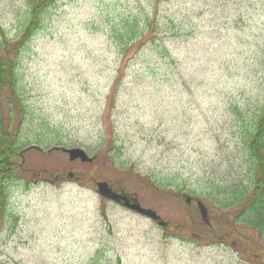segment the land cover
Returning <instances> with one entry per match:
<instances>
[{"label":"rangeland","instance_id":"obj_1","mask_svg":"<svg viewBox=\"0 0 264 264\" xmlns=\"http://www.w3.org/2000/svg\"><path fill=\"white\" fill-rule=\"evenodd\" d=\"M30 12L31 0H0L22 100L0 90V127L25 149L0 264H264L261 233L219 207L254 190L264 0H55L16 48ZM75 147L95 160H70ZM97 180L169 226L101 196Z\"/></svg>","mask_w":264,"mask_h":264},{"label":"trees","instance_id":"obj_2","mask_svg":"<svg viewBox=\"0 0 264 264\" xmlns=\"http://www.w3.org/2000/svg\"><path fill=\"white\" fill-rule=\"evenodd\" d=\"M54 1L31 0L30 17L23 31L22 40L16 45V48L28 42L40 28L44 12ZM0 29H2L1 24ZM122 35L129 36L127 40L120 43V46L123 47L122 54L126 56L133 47L130 41L136 39L138 35L133 31L131 24L128 31ZM4 38L5 41H0V90H10L16 99L22 101L18 90L17 62L11 58V51H8L5 46L7 40L5 35ZM123 38L121 36V39ZM247 142L256 173L254 190L249 194L247 189L239 187L226 199L220 201L219 207L221 209L240 208L236 221L255 228L264 239V107ZM24 151L25 149L14 147L10 131L0 127V211L2 212L6 211L9 204L8 186L11 181L19 179L17 170L22 169L23 165L20 161L24 156ZM259 253V257L264 261L263 247L259 248Z\"/></svg>","mask_w":264,"mask_h":264},{"label":"water","instance_id":"obj_3","mask_svg":"<svg viewBox=\"0 0 264 264\" xmlns=\"http://www.w3.org/2000/svg\"><path fill=\"white\" fill-rule=\"evenodd\" d=\"M65 150L69 153L70 159L72 161L76 159H81L84 162L93 161V158L90 157L89 154L83 148L75 147V148H70V149H65ZM98 191L102 196L108 199H111L117 203H120L123 206L137 213L150 217L153 220L159 221V224L161 226L168 225V223L164 221L162 217L155 210L143 207L139 198L131 196L125 191L120 192V193L114 191V189L111 187V185L107 181L98 182ZM185 197L187 199V202L189 203L193 200V197L190 195H185ZM197 203L201 211L203 220L210 223L213 216L210 214L208 207L199 199L197 200Z\"/></svg>","mask_w":264,"mask_h":264},{"label":"flooded vegetation","instance_id":"obj_4","mask_svg":"<svg viewBox=\"0 0 264 264\" xmlns=\"http://www.w3.org/2000/svg\"><path fill=\"white\" fill-rule=\"evenodd\" d=\"M60 178V176H57V177H55V178H53V180H58ZM111 186H112V188L115 190V191H117V192H120V191H118L117 189H115V186L113 185V184H111Z\"/></svg>","mask_w":264,"mask_h":264}]
</instances>
